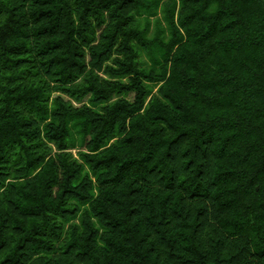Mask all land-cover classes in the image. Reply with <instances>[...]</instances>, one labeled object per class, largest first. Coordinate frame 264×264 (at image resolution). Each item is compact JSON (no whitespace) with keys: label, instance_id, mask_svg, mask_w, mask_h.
<instances>
[{"label":"trees","instance_id":"trees-1","mask_svg":"<svg viewBox=\"0 0 264 264\" xmlns=\"http://www.w3.org/2000/svg\"><path fill=\"white\" fill-rule=\"evenodd\" d=\"M0 264H264V0H0Z\"/></svg>","mask_w":264,"mask_h":264},{"label":"rangeland","instance_id":"rangeland-1","mask_svg":"<svg viewBox=\"0 0 264 264\" xmlns=\"http://www.w3.org/2000/svg\"><path fill=\"white\" fill-rule=\"evenodd\" d=\"M159 16H160V14H159ZM72 152H73V154H75V152H76V151H75V150H73Z\"/></svg>","mask_w":264,"mask_h":264}]
</instances>
